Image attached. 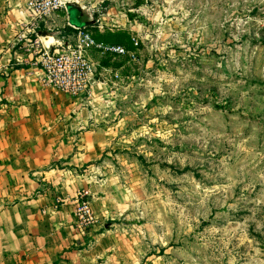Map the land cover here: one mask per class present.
Wrapping results in <instances>:
<instances>
[{"label": "rangeland", "instance_id": "obj_1", "mask_svg": "<svg viewBox=\"0 0 264 264\" xmlns=\"http://www.w3.org/2000/svg\"><path fill=\"white\" fill-rule=\"evenodd\" d=\"M97 3L103 20L123 17L117 42H138L135 62L116 60L97 199L125 242L119 261L264 264V0ZM103 26L92 35H115Z\"/></svg>", "mask_w": 264, "mask_h": 264}, {"label": "crops", "instance_id": "obj_2", "mask_svg": "<svg viewBox=\"0 0 264 264\" xmlns=\"http://www.w3.org/2000/svg\"><path fill=\"white\" fill-rule=\"evenodd\" d=\"M26 1L0 0V264H124L125 242L115 237L97 200L114 145L117 127L108 112L120 99L122 67L117 58L91 52L103 82L86 101L42 88L40 70L29 65L37 52L33 42L45 33L49 39L39 36L38 43L58 53L72 40V24L58 11L49 31L28 29ZM111 16L96 19L103 29L123 31V17ZM85 22L81 18L80 26L93 33L106 31L96 20ZM82 189L94 197L96 222L87 229L74 216Z\"/></svg>", "mask_w": 264, "mask_h": 264}, {"label": "built area", "instance_id": "obj_3", "mask_svg": "<svg viewBox=\"0 0 264 264\" xmlns=\"http://www.w3.org/2000/svg\"><path fill=\"white\" fill-rule=\"evenodd\" d=\"M74 2L89 7L94 20L98 23L97 19L102 17L100 7L87 0H27L25 8L28 29L49 31L48 25L53 15L58 11H65L67 4ZM69 28L73 33L72 40L65 44L64 49L58 53L40 45L39 36L33 42L37 52L29 65L40 70L37 79L39 85L55 95L62 94L71 99L85 101L90 99L91 89L103 82L96 65L90 58V53L93 51L99 53L100 56L113 58L126 56L132 62L137 60L135 50L128 51L122 45L98 42L85 26L69 25ZM98 29L103 30V27L98 24ZM133 46L137 47L138 42L134 41ZM114 77L117 78V75ZM91 202L92 197L87 189L77 191L74 216L77 226L82 229L90 228L96 222Z\"/></svg>", "mask_w": 264, "mask_h": 264}, {"label": "water", "instance_id": "obj_4", "mask_svg": "<svg viewBox=\"0 0 264 264\" xmlns=\"http://www.w3.org/2000/svg\"><path fill=\"white\" fill-rule=\"evenodd\" d=\"M67 7L74 8L79 13V16L81 18H85V21H86L85 24L86 25H92L94 23V18H93L92 12L89 9V7L81 6L80 4H78L76 2L67 4L66 8ZM39 36L45 38L46 40L49 39L48 36L42 32L39 33Z\"/></svg>", "mask_w": 264, "mask_h": 264}, {"label": "trees", "instance_id": "obj_5", "mask_svg": "<svg viewBox=\"0 0 264 264\" xmlns=\"http://www.w3.org/2000/svg\"><path fill=\"white\" fill-rule=\"evenodd\" d=\"M115 35H111L110 34H104V35H99V34H94L93 37L96 41L98 42H103V43H106V44H115V45H122L123 47H125L121 42H117V39L123 37L121 36L122 33H119V32H115L114 33ZM121 34V35H120ZM114 40V41H109V40ZM131 45V44H130ZM126 49V47H125ZM132 50H134L133 46L131 45V48ZM127 50V49H126Z\"/></svg>", "mask_w": 264, "mask_h": 264}]
</instances>
